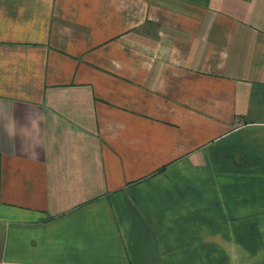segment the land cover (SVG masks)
<instances>
[{
    "label": "crops",
    "instance_id": "1",
    "mask_svg": "<svg viewBox=\"0 0 264 264\" xmlns=\"http://www.w3.org/2000/svg\"><path fill=\"white\" fill-rule=\"evenodd\" d=\"M0 264H264V0H0Z\"/></svg>",
    "mask_w": 264,
    "mask_h": 264
}]
</instances>
